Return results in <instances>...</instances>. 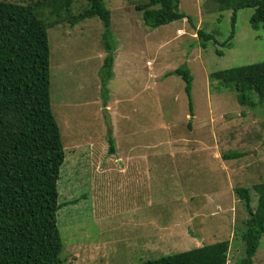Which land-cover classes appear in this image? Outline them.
<instances>
[{"label": "rangeland", "instance_id": "rangeland-1", "mask_svg": "<svg viewBox=\"0 0 264 264\" xmlns=\"http://www.w3.org/2000/svg\"><path fill=\"white\" fill-rule=\"evenodd\" d=\"M105 2L114 50L107 85L102 21L54 25L50 8L42 10L52 109L66 153L59 203L65 196L78 200L58 212L65 241L61 259L137 264L228 239V263L235 264L250 210L235 190L264 182V100L251 92L248 104H241L238 90L210 76L262 62L264 27L251 23L254 8L220 11L208 0H180L186 17L159 27L145 23L139 0ZM86 3L76 1L74 11ZM200 28L213 35L206 47L197 36ZM230 37L233 46H223ZM179 67L193 76V112L186 82L174 72ZM232 151L242 156L223 158ZM145 184L156 188L136 198L135 190ZM139 204L148 206L137 210ZM256 204L252 191L250 207ZM254 263L264 264V236Z\"/></svg>", "mask_w": 264, "mask_h": 264}, {"label": "trees", "instance_id": "trees-1", "mask_svg": "<svg viewBox=\"0 0 264 264\" xmlns=\"http://www.w3.org/2000/svg\"><path fill=\"white\" fill-rule=\"evenodd\" d=\"M76 1L38 0L22 4L0 0V264H64L61 253L65 241L58 212L66 203L76 205L78 200L74 195L65 196L67 201L59 203L58 183L66 153L52 109L51 52L43 8H50L54 25L68 20L74 26L95 17L102 21L104 45L109 50L104 62V67L109 68L104 85L112 77L114 61L113 43L109 42L111 11L105 0H86L82 9L74 11ZM208 1L220 11L233 9L236 13L238 9L254 8L251 23L264 27V0ZM136 8L151 27L186 17L180 11V0H139ZM197 36L203 47L213 37L203 28L198 29ZM232 37L222 45L232 47ZM217 52L223 55L222 50ZM174 72L186 82L189 111L193 112V76L187 68L179 67ZM210 77L238 90L241 104H248L251 92L264 100V60L218 70ZM108 139L114 153L113 136ZM240 156L242 153L237 151L223 153L225 159ZM235 191L250 208L241 232L244 250L241 248V257L235 264H255L254 256L264 236V182L254 184L252 189L238 187ZM252 191L257 194L255 207H250ZM230 251L231 242L225 239L137 264H229Z\"/></svg>", "mask_w": 264, "mask_h": 264}, {"label": "crops", "instance_id": "crops-1", "mask_svg": "<svg viewBox=\"0 0 264 264\" xmlns=\"http://www.w3.org/2000/svg\"><path fill=\"white\" fill-rule=\"evenodd\" d=\"M156 188V184H145L141 189H136L135 190V197L138 198V193L143 192V193H152ZM152 197H148L147 199H151ZM150 203V201H149ZM144 205H139V209H142Z\"/></svg>", "mask_w": 264, "mask_h": 264}, {"label": "built area", "instance_id": "built-area-1", "mask_svg": "<svg viewBox=\"0 0 264 264\" xmlns=\"http://www.w3.org/2000/svg\"><path fill=\"white\" fill-rule=\"evenodd\" d=\"M177 33H178V34H182V30H181V29H178V30H177Z\"/></svg>", "mask_w": 264, "mask_h": 264}]
</instances>
